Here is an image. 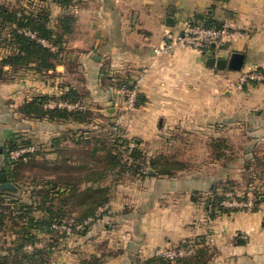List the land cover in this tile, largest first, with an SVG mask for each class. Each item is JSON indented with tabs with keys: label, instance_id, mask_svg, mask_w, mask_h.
Wrapping results in <instances>:
<instances>
[{
	"label": "crops",
	"instance_id": "crops-1",
	"mask_svg": "<svg viewBox=\"0 0 264 264\" xmlns=\"http://www.w3.org/2000/svg\"><path fill=\"white\" fill-rule=\"evenodd\" d=\"M39 1L48 6L54 27H61L64 14L74 20L55 69L22 70L0 82V169L7 167L5 149L15 136L54 152L86 144L101 128L115 125L147 162H207L172 175L151 164L139 173L111 170L116 179L106 186L109 201L80 232L79 253L96 255V264H139L159 247L200 240L208 248L203 264H264V196L253 211L212 213L209 203L223 177H241L246 161H264V83H246L242 90L229 86L243 72L264 73V0ZM186 19L211 26L228 21L245 35L217 55L191 47L156 53L164 27L180 30ZM210 57L227 59L226 67L209 66ZM136 77L144 101L127 110L122 83ZM70 89L81 98L74 102L92 112L91 121L27 117L20 111L36 95L58 97ZM216 140L238 147L227 170L214 162L219 156L209 147ZM63 160L73 169L72 159Z\"/></svg>",
	"mask_w": 264,
	"mask_h": 264
},
{
	"label": "trees",
	"instance_id": "trees-1",
	"mask_svg": "<svg viewBox=\"0 0 264 264\" xmlns=\"http://www.w3.org/2000/svg\"><path fill=\"white\" fill-rule=\"evenodd\" d=\"M60 2L64 3V0ZM59 24H61L60 28L54 27L50 24L51 14L46 4L40 3L37 9H25L24 7H17L12 5L10 2L5 0H0V34L2 36V45L7 49V53H5L0 58V82L13 79L16 74L22 70L34 69L39 73H46L50 69H55L56 63L61 60L62 53V43L64 40V36L67 32H70L71 23L74 20V17L71 14H64L58 18ZM207 26H211L205 24ZM219 25H215L213 27H217ZM25 30L30 31L35 34L32 36L25 32ZM43 40L51 44H55L59 46V49L54 51L51 47L47 46ZM8 66V68H6ZM130 86V82L122 83V86ZM51 99H64L69 101H81L80 95L77 94L75 89H70L65 95L61 96H52L47 94H40L32 97L30 100L26 101L21 107L20 111L27 117H35V118H45L49 117L51 119H64L68 117H72L75 120L79 121H90L92 112L83 109H74L69 110L66 108L54 107L50 108L46 106V103ZM144 101L141 94H138L137 101L135 106H138ZM97 137V136H95ZM89 138L86 143H92V139L95 140L97 147L92 151V154H96L97 149L100 144H104L102 137ZM116 143L122 142V139H116L114 141ZM30 139H20L19 137H13L7 146V151H5L7 158V167H11L18 164H26L29 161L34 160L35 155L41 153L43 150L40 149L36 152L27 153L15 159L10 157V152L15 150L21 146L30 145ZM216 143V142H215ZM122 144V143H121ZM113 146V145H112ZM105 147V145H104ZM113 147L109 148L106 152V161L108 164H105L103 167V171L101 173L106 174L108 170H114L121 162L124 163L125 171L131 173H139L145 168L142 166L146 158L143 152L140 151L139 148L133 146L131 150V156L133 160L129 162L124 159L122 156L123 150L119 151L118 154L113 155ZM150 164L157 170L158 173L163 174H174L177 170L185 168V164L180 161H163L160 158L151 159ZM7 167L2 169V172L5 173V176L8 175ZM1 174V172H0ZM90 176L86 174L85 180L87 182H94V179H90ZM83 179H79L78 181H66L64 190L57 191L60 183L53 181L52 187L45 190L43 187L37 188V194L42 195L45 191V198H49L51 203L46 207L45 204H41L40 207L46 209L49 218L48 220L39 221L34 215H30L25 224L20 225L17 219L14 217L13 228L21 236H18L16 239V243L14 246L9 248V252L6 255H0V258H4L7 260L10 256L13 255V252L20 256V264L23 263L24 260L31 261L36 254L41 252L38 249H35L33 253H28L24 251V246L27 243L35 244L37 241V234L34 233L33 228L46 229L47 227L52 231H59L64 234H68L67 231L63 228H57L54 225H63L67 224L69 227H77V225L84 226L87 228L90 223H86L87 220L93 218V220L97 217V213L100 208L105 206L109 201V190L107 187L105 188H95L92 186L86 187L85 189H80L79 183ZM4 181L0 177V225H5L6 223V213L3 210L5 207L1 205L3 201L1 196L4 194L1 189V184ZM227 182H231L230 179H227ZM233 193L234 190H231ZM57 192V193H56ZM256 200L254 207L252 209L256 210L259 204L263 200L264 193L256 190ZM52 194V196H51ZM77 195L79 198V202L73 207L78 208V212L74 215L71 210L65 209L67 206L70 207L69 198L72 195ZM235 194V193H234ZM51 196V197H50ZM60 196V197H59ZM226 193H219L216 190L213 195L209 198V203L211 204V212L212 213H222L229 212L232 209L231 207H227L223 204V201L226 199ZM246 199V196H244ZM58 201L56 206L54 202ZM29 206V205H27ZM56 207V210L53 207ZM24 207V205H22ZM30 209L32 205L29 206ZM27 214V213H26ZM74 215L75 217H73ZM22 217H25L24 215ZM67 217L69 221H63L62 218ZM74 218V222L71 223L70 220ZM71 224V225H69ZM71 229L73 230V228ZM194 244L197 246L196 253L189 257L177 258L174 261H168L165 257L159 255H153L141 262L139 264H203L207 260V246L200 240H188L178 245H189ZM97 263V261L95 262ZM13 264H17L14 262Z\"/></svg>",
	"mask_w": 264,
	"mask_h": 264
},
{
	"label": "rangeland",
	"instance_id": "rangeland-1",
	"mask_svg": "<svg viewBox=\"0 0 264 264\" xmlns=\"http://www.w3.org/2000/svg\"><path fill=\"white\" fill-rule=\"evenodd\" d=\"M5 1L10 2L12 5L17 7H24L25 9H37V7H39L40 5L39 2H41L39 0ZM2 43V36L0 34V58L5 53H7V51H5L6 48L1 46ZM246 72L241 73L236 81L232 82L235 84V86H232L231 82L229 83V86L233 87L235 90H242L245 85L240 88L238 87V83L240 82L241 76ZM254 81L264 83V79L251 80L248 83L252 84V82ZM123 131L124 130H122L120 127H118V129H115V125L112 127V130L111 128H101L99 130V133H101L100 135L102 136V139L105 143L99 145L96 154H92V151L95 149V147H97L93 139L92 143L85 144L84 142H82L73 144L71 149H64L63 146H60L57 151L54 152H51L54 149L51 146L50 148H52V150L50 151L47 146L44 147L39 143L33 142L32 144L41 147V149L43 150L41 153L35 155L34 160L29 161L26 164H18L16 166H14L13 164L11 165V167L10 165L9 167H7L8 175L3 181H10L14 183L17 189L15 191H3L4 194L1 196L3 200L1 202V205L5 207L3 210L5 211L7 218L5 225H0V255L8 254L9 248L14 246L16 243V239H18V236L22 235L20 233L18 234L12 227V220L14 217L17 219L20 225L25 224L28 220L27 217H29L30 215H34L41 222L44 220H48V218L50 217L47 210L41 208L40 205L45 204V206L47 207L51 203V201L49 198H45V191L42 193V195H38L36 193L38 185L39 187H43L45 190H47L52 187L53 181H55L60 183L59 188H57V191H60L64 190V188L62 187H64L66 181L73 182L75 180L78 181L79 179H83L79 183L80 188L85 189L86 187L92 186L101 189L105 188L107 185H110L114 178L116 179V177L113 176V172L111 170L107 171L106 174L101 172L104 170L103 167L105 166V164H108L105 156L109 148H114L112 149L114 155L118 154L119 151H124L125 145H131V143H133L131 139L123 138ZM99 133L97 132V137H99ZM107 136L108 139H106ZM119 138L122 139V142L117 143L116 146V143L114 141ZM25 139L31 140V138H27V136ZM185 147H188V145H185ZM209 148H211V150H214L216 152L215 154L219 156L215 157L217 158V160L214 162L222 165L223 167L225 166V170H227V165H230V163L233 162V159L231 158L234 157H232V155H235L238 149V147L229 149V145L223 143V140H216V143L211 145V147ZM5 151H7V147ZM49 151L51 152V154ZM140 151L143 152V150L141 149ZM223 152H225L226 154L223 155ZM56 156L59 157V162H52ZM64 158H69L70 160L72 159L75 166H78L81 169L75 168L74 164H72L70 168L73 169L69 171L68 166L70 164L66 165L63 160ZM162 160L180 161L186 166H191V164H198V167L203 166L202 164L207 162L200 160ZM247 162L249 163L248 165H246L248 170L245 171L244 175L240 177L237 174H233L232 177L229 178L231 182H227V178L223 177L218 183L220 187L218 192L226 193L227 197L223 201V204L227 207L247 210L245 208L231 206V204H228V202L233 200H244V196H247V194L249 193H252L256 200V190L264 193V161L253 160L246 161V163ZM149 164L150 162H147L146 160L144 161V164L142 163V166L147 167L149 166ZM124 169V163L121 162V165L114 169V172H116L117 170L120 171V173H126ZM0 172L2 173V169H0ZM86 174L90 176V179H94V182H87L85 180ZM231 190H234L235 194ZM68 202L70 204V207L67 206L65 209L71 210L73 212L72 214L75 215L78 212V208L73 207L72 205L76 206V204L79 202L78 196L75 194L72 195L69 198ZM57 203L58 201L55 200L54 205L56 206ZM22 205H24V207H22ZM27 205H32V208L30 209V207ZM55 206L53 207V209L56 210ZM23 215L25 217H22ZM74 215L72 216L75 217ZM73 219L74 218L70 220L71 223L74 222ZM61 220L69 221L67 217L62 218ZM83 228L84 226L77 225L76 228H73V234L70 235L55 230L52 231L48 227L41 230H39V228H33L32 231L37 234V241L35 242V244L27 243L24 246V251L33 253L35 249H38L41 252L38 251L36 256L31 261L24 260L22 264H80L81 259H88L89 263L96 264V255L93 254L92 256H86L85 254H82V252L79 253L81 239L80 232ZM18 261H20V256L15 254V252H13V255L10 256L7 260H5L4 258H0V264H13L14 262L20 264L21 262Z\"/></svg>",
	"mask_w": 264,
	"mask_h": 264
},
{
	"label": "built area",
	"instance_id": "built-area-1",
	"mask_svg": "<svg viewBox=\"0 0 264 264\" xmlns=\"http://www.w3.org/2000/svg\"><path fill=\"white\" fill-rule=\"evenodd\" d=\"M26 33L35 36L34 33L25 30ZM245 35V32L237 26L232 25L230 22L225 21L217 27L207 26L204 23H196L189 19H186L182 23L180 30H174L169 26H165L163 30V43L155 47L156 53H165L175 50L179 47H191L200 51L217 55L226 48L229 42H232ZM45 42V40H43ZM264 74L257 70H252L244 73L238 87L242 88L243 85L251 80H262ZM141 77H136L130 81V86H122L121 92L125 95V107L127 109H133L135 107L137 97L139 94V84ZM235 86L234 83H232ZM48 107H60L70 110L84 109V104L80 102L68 101V100H50L46 104ZM118 129V127H115ZM132 145H125L122 156L124 159L131 162L133 160L131 156ZM41 147L30 144L21 146L10 152V157L15 159L27 153H32L40 150ZM226 204V203H225ZM231 206H237L252 210L255 204V198L252 193L247 194L246 199L240 201H229ZM93 221V218L87 220L86 223ZM57 228H63L67 233L73 234L71 227L63 225H54ZM197 246L194 244L189 245H168L159 247L155 250V255L163 256L168 261H174L177 258L189 257L196 253Z\"/></svg>",
	"mask_w": 264,
	"mask_h": 264
},
{
	"label": "water",
	"instance_id": "water-1",
	"mask_svg": "<svg viewBox=\"0 0 264 264\" xmlns=\"http://www.w3.org/2000/svg\"><path fill=\"white\" fill-rule=\"evenodd\" d=\"M209 66H216L218 68H225L227 65V59L210 57L207 61ZM2 180L6 179L5 173L0 174ZM1 189L3 191H15L17 189L16 185L10 181H4L1 184Z\"/></svg>",
	"mask_w": 264,
	"mask_h": 264
}]
</instances>
